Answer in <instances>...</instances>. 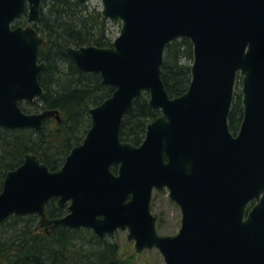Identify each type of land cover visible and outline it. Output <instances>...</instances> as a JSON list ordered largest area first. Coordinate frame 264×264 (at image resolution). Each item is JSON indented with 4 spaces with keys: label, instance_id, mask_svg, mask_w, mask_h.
Masks as SVG:
<instances>
[{
    "label": "water",
    "instance_id": "95a60500",
    "mask_svg": "<svg viewBox=\"0 0 264 264\" xmlns=\"http://www.w3.org/2000/svg\"><path fill=\"white\" fill-rule=\"evenodd\" d=\"M81 5L87 0H77ZM101 15L121 21L110 47L68 46L76 67L114 89L89 108L90 126L57 170L32 154L6 171L0 223L36 214L40 225L88 227L100 238L127 229L137 251L157 247L165 264H264V0H101ZM41 0H0V126L39 129L57 109L26 113L43 94L40 34L13 26L40 18ZM192 44L190 82L170 96L161 78L168 43ZM242 118L228 126L237 76ZM148 93L160 114L143 140L120 139L125 112ZM116 165V171L112 166ZM167 188L181 209L174 235L158 234L153 189ZM56 199L68 212L46 218ZM249 201L254 205L245 212Z\"/></svg>",
    "mask_w": 264,
    "mask_h": 264
},
{
    "label": "trees",
    "instance_id": "16d2710c",
    "mask_svg": "<svg viewBox=\"0 0 264 264\" xmlns=\"http://www.w3.org/2000/svg\"><path fill=\"white\" fill-rule=\"evenodd\" d=\"M96 6L80 5L77 0H44L36 29L44 39L39 51L45 67L39 75L43 94L31 103H22L26 112L57 109L60 121L47 118L42 128L0 127V190L7 170L19 165L26 153L35 154L51 170L58 169L69 150L80 143L90 124L88 110L108 97L113 88L100 84V75L76 67L67 53L68 46H111L112 38ZM192 45L180 38L169 43L163 54L161 78L169 95L184 92L190 82ZM159 115L148 105V94L135 99L125 112L120 137L139 144L146 124ZM242 118L240 94L233 100L228 124L235 132ZM47 212L62 213L53 200ZM101 242L85 228L56 226L45 232L36 215H11L0 224V264H116L114 243Z\"/></svg>",
    "mask_w": 264,
    "mask_h": 264
},
{
    "label": "rangeland",
    "instance_id": "374dc122",
    "mask_svg": "<svg viewBox=\"0 0 264 264\" xmlns=\"http://www.w3.org/2000/svg\"><path fill=\"white\" fill-rule=\"evenodd\" d=\"M87 5L100 8L101 0H88ZM120 26V22L109 20L107 27L112 39L119 33ZM237 94H240L239 78L236 82L234 99ZM151 211L157 217L156 229L159 234L173 235L178 231L180 227L181 211L179 206L169 198L166 188L153 190ZM102 242L114 243L116 264H165L161 253L155 247L136 251L134 248V241L127 238L126 229H117L111 235L101 240V242L94 241L89 247L92 249L102 248L105 245V243Z\"/></svg>",
    "mask_w": 264,
    "mask_h": 264
},
{
    "label": "flooded vegetation",
    "instance_id": "af4514ba",
    "mask_svg": "<svg viewBox=\"0 0 264 264\" xmlns=\"http://www.w3.org/2000/svg\"><path fill=\"white\" fill-rule=\"evenodd\" d=\"M24 18H25V16H24ZM26 25H30V26H32V27H34L35 26V24L34 23H27L26 22V20H25V24H24V26H26ZM31 101H36V99H33V100H31ZM54 201V200H53ZM253 205V202L251 201V202H249L248 203V205H247V207L245 208V212H246V210H249L250 208H251V206ZM61 209H62V213H60L59 215H53V214H51V213H48L47 212V205H46V216L47 217H50V218H54V217H58V216H62V215H64L65 213H66V206H64V207H61ZM38 221H39V218H38ZM41 229H43L45 232H49V231H51L53 228H50L49 226H47V227H43V228H41Z\"/></svg>",
    "mask_w": 264,
    "mask_h": 264
}]
</instances>
